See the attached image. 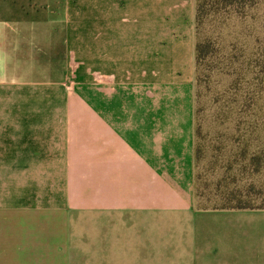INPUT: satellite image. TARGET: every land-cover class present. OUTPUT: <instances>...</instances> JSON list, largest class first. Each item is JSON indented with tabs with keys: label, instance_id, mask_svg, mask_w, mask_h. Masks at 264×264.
Listing matches in <instances>:
<instances>
[{
	"label": "crops",
	"instance_id": "0c3cea01",
	"mask_svg": "<svg viewBox=\"0 0 264 264\" xmlns=\"http://www.w3.org/2000/svg\"><path fill=\"white\" fill-rule=\"evenodd\" d=\"M70 4L0 0V264H264V209L196 205L197 0Z\"/></svg>",
	"mask_w": 264,
	"mask_h": 264
},
{
	"label": "rangeland",
	"instance_id": "374dc122",
	"mask_svg": "<svg viewBox=\"0 0 264 264\" xmlns=\"http://www.w3.org/2000/svg\"><path fill=\"white\" fill-rule=\"evenodd\" d=\"M81 1L71 0V13L92 26V0ZM197 8L206 54L195 75L196 205L222 207L233 195V204L264 208V0H197ZM78 38L76 62L90 67L92 36Z\"/></svg>",
	"mask_w": 264,
	"mask_h": 264
},
{
	"label": "trees",
	"instance_id": "16d2710c",
	"mask_svg": "<svg viewBox=\"0 0 264 264\" xmlns=\"http://www.w3.org/2000/svg\"><path fill=\"white\" fill-rule=\"evenodd\" d=\"M198 11V8H197ZM197 11H196V16H197ZM196 20V19H195ZM206 54L204 47L201 44H196V69H197V64L199 60L202 59V57ZM196 151V147H195ZM233 195H229L226 199V201L223 202L222 207H216L213 209H236V210H244V209H264V208H253L246 206L244 203L241 201H238V203L233 204L232 202L235 200V198L231 197Z\"/></svg>",
	"mask_w": 264,
	"mask_h": 264
}]
</instances>
